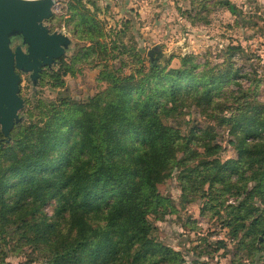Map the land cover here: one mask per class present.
<instances>
[{
    "label": "trees",
    "instance_id": "obj_1",
    "mask_svg": "<svg viewBox=\"0 0 264 264\" xmlns=\"http://www.w3.org/2000/svg\"><path fill=\"white\" fill-rule=\"evenodd\" d=\"M72 1L68 30L88 44L43 67L36 86L50 81L62 87L63 76L92 56L103 60L97 80L106 87L85 100L63 97L62 107L23 98L21 120L8 140L0 130V263L24 254L42 264H185L180 250L156 237L150 220L165 213H153L152 206L156 177L170 167L181 201L202 199L200 214L216 217L243 253L228 264H264L261 79L231 61L208 67L190 54L178 67L150 60L125 73L122 68L139 62L141 52L134 60L118 54L121 65H109L100 20ZM221 2L242 21L241 9ZM192 106L204 126L184 118ZM217 127L226 129L234 157L218 156ZM52 201L48 215L44 206ZM225 245L215 242L216 249Z\"/></svg>",
    "mask_w": 264,
    "mask_h": 264
},
{
    "label": "rangeland",
    "instance_id": "obj_2",
    "mask_svg": "<svg viewBox=\"0 0 264 264\" xmlns=\"http://www.w3.org/2000/svg\"><path fill=\"white\" fill-rule=\"evenodd\" d=\"M221 1L80 0L78 7L83 5L100 20V29L104 34L102 39L107 42L106 61L109 65H121L118 54H123L124 59L132 60L133 57L134 60V52L140 51V61L124 66L122 71L126 73L131 68L135 71L142 63L147 67L151 60L147 52L152 48L153 60L166 68L178 67L180 57L187 54L193 55L196 63L208 67H220V64L231 61L241 73L252 72L257 79H261L256 96L264 101V0H228L241 9L242 21H238L236 15ZM68 3V0H57L54 12L57 18L45 24L67 38L68 43L62 47L64 53L70 56L88 41L68 30V27L72 28V24L67 23ZM71 3L75 6V0ZM114 43L116 47H113ZM10 45L12 48L20 45L26 50V44H22L20 37H11ZM126 49L130 51L123 52ZM102 63L103 60L92 56L77 62L75 72L64 75L63 86L58 88L52 87L50 81L38 87L31 78L32 70H17L20 75V95L28 102L31 98L32 101L42 99L56 102L60 107L63 106L62 98L66 96L85 100L106 87V83L97 80ZM54 66L55 61H52L51 67ZM241 84L246 86L248 82L243 79ZM218 104L225 105V101L220 99ZM189 110L184 118L190 120V125L206 124L198 108L192 106ZM217 132V141L223 147L218 156L221 159L234 157L235 152L228 144L226 129L217 127ZM175 176L176 170L168 167L156 177L159 194L152 212H165L162 218L150 216L156 227V237L180 250L185 264H191L195 259L201 264H228L236 253L243 256L241 251H236L235 241L230 239L228 229L221 227L216 217L200 214L202 199L189 203L181 201ZM167 200L171 201L170 207L166 206ZM52 208L53 201L44 206L48 215ZM217 240H224L225 247L216 249ZM29 259L24 254H9L0 264H42L30 262Z\"/></svg>",
    "mask_w": 264,
    "mask_h": 264
},
{
    "label": "water",
    "instance_id": "obj_3",
    "mask_svg": "<svg viewBox=\"0 0 264 264\" xmlns=\"http://www.w3.org/2000/svg\"><path fill=\"white\" fill-rule=\"evenodd\" d=\"M54 5L55 0H0V130L6 140L21 120L19 111L24 104L17 70H32L36 84L42 68H51L52 61L64 53L62 46L68 43L65 36L50 31L45 24L54 14ZM14 36L21 38L26 50L20 45L11 47ZM153 51L147 52L151 60Z\"/></svg>",
    "mask_w": 264,
    "mask_h": 264
},
{
    "label": "built area",
    "instance_id": "obj_4",
    "mask_svg": "<svg viewBox=\"0 0 264 264\" xmlns=\"http://www.w3.org/2000/svg\"><path fill=\"white\" fill-rule=\"evenodd\" d=\"M57 6V0H55V5L53 6V13L55 12V7Z\"/></svg>",
    "mask_w": 264,
    "mask_h": 264
}]
</instances>
